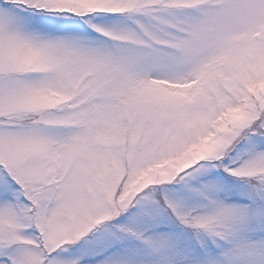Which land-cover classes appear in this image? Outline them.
<instances>
[{
    "label": "snow or ice",
    "instance_id": "snow-or-ice-1",
    "mask_svg": "<svg viewBox=\"0 0 264 264\" xmlns=\"http://www.w3.org/2000/svg\"><path fill=\"white\" fill-rule=\"evenodd\" d=\"M0 264H264V0H0Z\"/></svg>",
    "mask_w": 264,
    "mask_h": 264
}]
</instances>
